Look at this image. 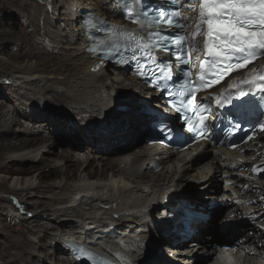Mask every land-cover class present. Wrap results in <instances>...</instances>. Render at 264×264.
I'll use <instances>...</instances> for the list:
<instances>
[{"label": "bare ground", "instance_id": "obj_1", "mask_svg": "<svg viewBox=\"0 0 264 264\" xmlns=\"http://www.w3.org/2000/svg\"><path fill=\"white\" fill-rule=\"evenodd\" d=\"M95 1L58 0L48 5L50 11L32 2L29 8L11 7L15 0L8 4L12 8L7 12L12 19L10 24L18 25L32 44L28 53L43 61L60 60V63L54 68L42 61L39 63L44 67L22 66L9 70L8 75L0 79L3 87L6 86L0 96L10 104L5 109L7 106L2 107L0 103V156L4 158L0 164L3 166L0 167V203L6 204L10 198L6 194L18 199L17 204L10 200L14 206L5 207L3 214L13 224L23 226V229L8 226L9 232L29 233L25 241L30 244L26 245L21 239L10 240L14 236L4 234L5 256L12 255L16 263L73 264L65 237L109 254L126 256L135 264H143L149 256L153 258L150 264H201L197 252L205 245L216 254L208 264H235L228 261L224 251L217 252L215 244L209 242L211 235L218 240L223 238L220 227L213 232L212 224L221 214L217 209H210V222L197 226L199 230L212 233L200 230L199 234L206 236L205 243L197 235L190 241L180 237L176 238L177 242L181 238L189 242L172 245L164 240L163 254L151 246L147 247L145 256L141 253L146 248L143 241L148 234L152 240L156 232L162 238L160 233L165 235L172 230V222L166 219L163 210L153 216L157 210L155 204L176 198L184 202L196 199L202 204L200 199L205 196L220 203L228 198L229 188L224 185L227 180L223 179L218 166L219 158L211 157V151L192 157L197 145L169 154L161 147L144 144L133 148L156 121L144 108L148 106L157 112L163 100L143 84H114L115 78L108 73L110 68L106 69V65L100 64L89 52L83 16L89 10L114 5L110 0ZM21 48V43H15L11 45V52ZM142 96L147 100L140 102ZM54 97L60 101H53ZM47 106L61 109L55 110L60 114L73 116L67 118L69 115H66L63 119L49 116L45 111L49 109ZM104 118L110 121L101 130ZM34 121L38 124L32 125ZM40 141H45L42 146ZM58 145L68 149L55 152ZM125 155L128 158L121 160ZM55 157L60 161H55ZM232 159L229 157L226 162ZM154 162L161 166L159 171H155ZM28 163L31 165L26 167ZM10 168L24 176H13L15 173ZM190 184H195L192 191L188 189ZM260 184L258 188L264 199V182ZM41 189H44L42 200H36L35 192ZM27 206L41 208L42 212H29L32 215L27 212L29 217L24 215V218L21 210H27ZM31 222L37 223L32 227ZM34 228L40 230L37 232ZM66 230L70 232L64 233ZM260 231L264 238V224ZM104 233H108V238L103 237ZM196 242L199 243L197 251L186 247ZM8 246L10 249L18 246L20 251L10 253ZM254 247L244 249L248 255L238 259V264H264V255L247 252ZM180 248L183 249L178 250ZM37 250L42 254L36 253ZM195 257L197 260L193 261ZM0 264L13 263L2 256Z\"/></svg>", "mask_w": 264, "mask_h": 264}, {"label": "snow or ice", "instance_id": "obj_2", "mask_svg": "<svg viewBox=\"0 0 264 264\" xmlns=\"http://www.w3.org/2000/svg\"><path fill=\"white\" fill-rule=\"evenodd\" d=\"M118 2L125 3V0H118ZM184 4H187L192 11H196L198 7V15L194 18L197 22L196 29L191 39L194 41L197 35L203 36L205 38L206 56L212 58L202 61L201 69H204L205 64L216 67V65L223 63L227 71L231 73L246 68L257 58L258 53L264 54V0H184ZM125 7L128 9L125 15L132 18L133 22L140 26L138 30H128L126 34L121 33L124 39L128 41L126 47L133 48V45L135 46L132 59H137V63H140L135 55V51H139L145 60V63L141 64L138 70L139 74L143 76L147 70L158 69L165 79H170L171 73L166 71V66L170 62L161 61L156 55V51L169 52L173 47L183 49L186 39L184 35L173 36L165 33H170L174 28L182 30L185 25L181 23V20L187 21L193 18H181L179 11L168 13L160 9L156 10L154 15H149L153 10L147 3H142V0H127ZM88 23L91 25V21ZM202 25H206L204 32H201ZM117 27L113 26L114 33ZM146 27L155 30L142 34ZM105 44L109 53L118 52L121 47L116 40L110 43L105 42ZM89 50L96 52L97 48L93 47ZM176 58L181 59L180 56ZM149 61L151 63H148ZM153 65L155 69H153ZM256 73L257 70L253 69L246 79L236 81L229 87H234L240 91H243L241 85H247L249 89L255 87L257 81H264V74L257 75ZM185 75L189 74L186 73ZM222 78L223 75L221 74L220 79ZM200 79L203 80V76ZM219 82L220 80L217 79L212 83ZM203 86L208 87L209 85L206 83ZM196 90L181 93L190 96L187 104L193 109L196 106ZM247 94L245 93V95ZM215 102L218 106H223V103L230 101L226 97L222 100L220 96H217ZM205 110L201 109V111ZM196 114L199 116L200 122L203 123L205 117L199 112ZM160 131L167 133L170 129L165 126ZM81 253H83V249H81ZM89 258H91L90 255Z\"/></svg>", "mask_w": 264, "mask_h": 264}, {"label": "rangeland", "instance_id": "obj_3", "mask_svg": "<svg viewBox=\"0 0 264 264\" xmlns=\"http://www.w3.org/2000/svg\"><path fill=\"white\" fill-rule=\"evenodd\" d=\"M1 1V0H0ZM14 0H6L7 2V5L5 1H2L0 2V79H2L4 76H7L8 73L12 70H16L18 69L19 67H22V66H36V65H40V67H44V65H42V63H39V62H43L44 64H47L49 65L50 67L54 68V67H57L59 66V63H60V60H57V61H43L42 59L38 58V57H35L33 56L32 54H29L28 52H31V47H32V44L29 40H27L25 37H24V34L22 33V31L20 30L19 26L16 25V26H12L10 24L9 21H11L12 19L10 18V15H7V12H10L12 10V8H10L8 6L9 2L12 3ZM31 2H32V5L34 6H46L47 7V10H49V7L48 5H54V3L56 4L58 2V0H52V3H48V4H42L39 0H15V3L14 4H11L10 6L11 7H17V6H20V7H24V8H29L30 5H31ZM5 5V6H4ZM4 6V7H3ZM3 7V8H2ZM7 7V8H6ZM2 13L4 14L3 15V18H1V15ZM12 13V12H11ZM3 23V24H2ZM13 33V34H12ZM19 33V34H18ZM20 36V37H16V35ZM22 35V36H21ZM21 39L22 38V41H19L18 39ZM26 41H25V40ZM3 40V41H2ZM15 40V41H14ZM24 41V42H23ZM14 42V43H13ZM22 44V48L18 51L16 50L15 52H11V45L13 44ZM26 45V46H25ZM21 47V45H20ZM28 53V54H27ZM28 55V56H27ZM19 58V59H18ZM4 59V60H3ZM23 59V60H22ZM21 60V61H20ZM6 63V64H5ZM4 65V66H3ZM64 69V68H63ZM10 70V71H9ZM68 70V69H66ZM6 87V86H5ZM5 87H3V85L1 84V81H0V94H3V92H5ZM6 91H7V88H6ZM137 93V92H136ZM53 101L55 102H59L60 100H58L57 97H54ZM67 104L68 102L66 100H64ZM0 103H2V107H6L5 109H8L10 104L9 103H6L2 97L0 96ZM59 105H62L60 103H58ZM58 107H61L59 106ZM48 107V106H47ZM49 109H45V111L49 114H56V115H60L62 117H67L66 115H69V117L67 118H70V116H73L72 114H69V113H61L60 112H57L55 110H58V111H62L61 109H58V108H54V107H48ZM62 108V107H61ZM11 113V116H13V112H10ZM45 116H47L45 114ZM7 118V117H6ZM8 119V118H7ZM63 119V118H62ZM39 121V120H37ZM37 121H34L35 123H33L32 125H37ZM24 127H20V129H23ZM18 129V128H17ZM35 130L39 129V128H34ZM60 131V130H59ZM47 134V133H46ZM40 135H44V134H40ZM47 136H49V134H47ZM18 138H20V136H18ZM52 141V140H51ZM45 141H40V146H42L43 144L41 143H44ZM142 144H144V140H141L139 141L135 146H133V148H137V147H140L142 146ZM59 146V145H58ZM143 147V146H142ZM62 149H68L67 146H59L57 148V150L55 152H59L60 150ZM85 152V151H84ZM53 156V155H52ZM54 157V156H53ZM55 161H60L59 159H57L56 157L54 158ZM4 162V158H2V156H0V164H3ZM31 165V163H28L26 164V167ZM0 167H3V166H0ZM10 170L15 173L13 174L16 175V176H19V177H23L24 175L21 174V172L19 171H16L15 169L13 168H10ZM95 170V169H94ZM92 170V171H94ZM97 170V168H96ZM20 173V174H19ZM100 173V171H99ZM6 174V176H10V173H4ZM108 176V174H107ZM10 181V180H9ZM195 184H190L188 186V189L189 191H192L193 190V186ZM200 186V185H198ZM44 189H41V191H36L35 192V198L36 200H42V195H44ZM45 193H48V192H45ZM6 196L10 197L7 201H6V204H3V203H0V209L2 210V212L0 213V257H5L6 261H10L12 262L13 264H27V263H22L21 262H15L14 258L12 255H10L8 258L5 256V253L7 251V246H3V239L2 237H4V234H11L14 236L13 239H10V240H23L25 242L26 245H30L28 243H26L27 241V235H29V233L25 234V232H20L18 234H16V232H9L8 230V226L12 227V228H17V229H23V226H17L15 224H13L10 220V218H8L7 216H5V214H3V212L5 213L6 209L5 207L7 208V206H12L14 204H17L18 203V199L14 196H9L8 194H6ZM10 200L12 203H10ZM2 206V207H1ZM14 206V205H13ZM41 209V208H40ZM40 209H36L34 207H28L27 206V210L25 209H22L21 210V214L22 216L25 218V216H28V213L29 212H35L37 214H40L42 212V210ZM4 210V211H3ZM8 210V209H7ZM28 212V213H27ZM27 213V215H26ZM30 215H32L33 213H29ZM25 215V216H24ZM2 216V217H1ZM3 216L5 218H3ZM29 217V216H28ZM41 219V218H40ZM42 220V219H41ZM37 222H31V224H34L32 225V227H34L36 225ZM3 225V226H2ZM26 226L30 227L29 224H27ZM24 227H25V224H24ZM35 231H39L38 228H34ZM2 230V231H1ZM24 231V230H23ZM28 232H31V231H28ZM9 238V237H8ZM26 240V241H25ZM46 240V239H44ZM48 241L49 243V240H46ZM6 244V243H5ZM18 246H14V248L10 249V247L8 246V249H10V253L12 252H18L20 251V249H17ZM39 253V254H42L41 253V250H37L36 253ZM45 255V254H44Z\"/></svg>", "mask_w": 264, "mask_h": 264}]
</instances>
